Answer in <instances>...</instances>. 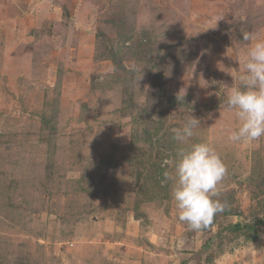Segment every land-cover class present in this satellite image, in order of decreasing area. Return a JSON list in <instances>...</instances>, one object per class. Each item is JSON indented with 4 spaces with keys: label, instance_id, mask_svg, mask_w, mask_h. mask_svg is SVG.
Segmentation results:
<instances>
[{
    "label": "rangeland",
    "instance_id": "374dc122",
    "mask_svg": "<svg viewBox=\"0 0 264 264\" xmlns=\"http://www.w3.org/2000/svg\"><path fill=\"white\" fill-rule=\"evenodd\" d=\"M249 32L264 0H0V264H264V234L215 238L264 217V137L224 106ZM198 142L227 174L193 231L164 161Z\"/></svg>",
    "mask_w": 264,
    "mask_h": 264
},
{
    "label": "clouds",
    "instance_id": "9594fccd",
    "mask_svg": "<svg viewBox=\"0 0 264 264\" xmlns=\"http://www.w3.org/2000/svg\"><path fill=\"white\" fill-rule=\"evenodd\" d=\"M243 40L248 42V47L235 74L237 83L228 88L224 106L238 122L229 130L228 139L251 143L264 137V37L249 32L243 35ZM186 94V88L182 94L179 91L177 101L183 102ZM200 127L201 121L190 113L180 126L172 128L173 139L187 144ZM164 164L173 169L164 176L166 181L173 182L178 219L193 231L210 225L225 208L218 197L227 168L215 146L211 142L191 143L179 148Z\"/></svg>",
    "mask_w": 264,
    "mask_h": 264
},
{
    "label": "trees",
    "instance_id": "16d2710c",
    "mask_svg": "<svg viewBox=\"0 0 264 264\" xmlns=\"http://www.w3.org/2000/svg\"><path fill=\"white\" fill-rule=\"evenodd\" d=\"M264 234V217L255 219L249 225L237 222L226 226L218 231L215 235L218 244L231 242L237 238H241L240 243H247L250 240L257 239ZM233 248V247H232ZM230 250V249H229ZM210 257V256H209ZM186 264V263H185Z\"/></svg>",
    "mask_w": 264,
    "mask_h": 264
},
{
    "label": "water",
    "instance_id": "95a60500",
    "mask_svg": "<svg viewBox=\"0 0 264 264\" xmlns=\"http://www.w3.org/2000/svg\"><path fill=\"white\" fill-rule=\"evenodd\" d=\"M235 244H236V242H233L232 246L235 245ZM188 264H192V262H190V263H188Z\"/></svg>",
    "mask_w": 264,
    "mask_h": 264
}]
</instances>
